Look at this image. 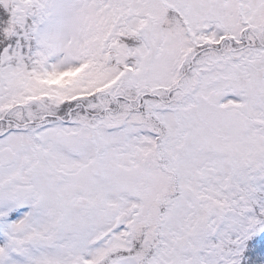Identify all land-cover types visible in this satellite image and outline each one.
I'll list each match as a JSON object with an SVG mask.
<instances>
[{
	"label": "snow or ice",
	"instance_id": "6c2138e0",
	"mask_svg": "<svg viewBox=\"0 0 264 264\" xmlns=\"http://www.w3.org/2000/svg\"><path fill=\"white\" fill-rule=\"evenodd\" d=\"M0 264H264V0H0Z\"/></svg>",
	"mask_w": 264,
	"mask_h": 264
}]
</instances>
